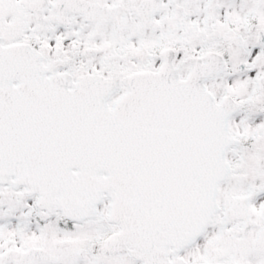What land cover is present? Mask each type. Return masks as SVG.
Listing matches in <instances>:
<instances>
[{
    "label": "snow or ice",
    "instance_id": "6c2138e0",
    "mask_svg": "<svg viewBox=\"0 0 264 264\" xmlns=\"http://www.w3.org/2000/svg\"><path fill=\"white\" fill-rule=\"evenodd\" d=\"M0 264H264V0H0Z\"/></svg>",
    "mask_w": 264,
    "mask_h": 264
}]
</instances>
